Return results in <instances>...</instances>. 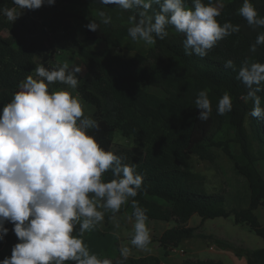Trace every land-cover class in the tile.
Returning <instances> with one entry per match:
<instances>
[{"label":"trees","instance_id":"obj_1","mask_svg":"<svg viewBox=\"0 0 264 264\" xmlns=\"http://www.w3.org/2000/svg\"><path fill=\"white\" fill-rule=\"evenodd\" d=\"M185 2L191 7V0ZM251 2L264 17V0ZM214 3L222 5L218 22L239 25L240 32L219 41L203 58L188 55L183 46L184 35L171 26L164 40L157 38L146 53L128 58L124 55L125 47L136 42L128 34L132 26L129 17L136 15V11L103 5L100 0H55L58 8L43 5L36 10L20 9L41 20L44 27L35 20L20 19L13 23L0 14V114L20 90V82L28 75L34 76L37 56L44 54L45 63H52L49 68L44 64L48 70L57 65L55 56L62 51L81 57L85 77L79 85L80 93L95 108L88 116L100 125L99 130H90V134L105 150L125 157L124 163L135 164L136 171L144 176L143 189L135 199L146 209L149 220L177 224L159 238L165 249L179 248L194 237L196 229L188 223L195 215L202 221L233 216L237 224L248 226L264 240V224L255 214L264 206V176L257 166L258 160H264V120L250 116L253 104L242 98L247 93L246 87L236 79L237 72L225 67L229 59L237 67L245 59L264 63V45L258 46L255 53L250 51L264 28L253 29L239 15L243 0H214ZM3 8L19 9L12 0H0V9ZM74 18L84 26L83 40L72 30ZM92 21L98 25L97 31L87 27ZM85 43L105 47L95 50ZM146 86L159 89L164 95L149 92ZM58 87L60 83L49 86L50 91ZM202 90H207L212 102V115L207 121L198 119L200 110L195 108V99ZM225 92L233 98V110L219 115L217 105ZM258 94L264 106V92ZM117 130L136 140L142 148L115 144ZM231 143L239 146L238 156L232 155ZM214 148L223 149L233 158L237 170L247 180L248 207L228 210L225 194L208 193L205 177L192 170L194 157L214 164ZM105 179H112L110 172L105 173ZM132 211L131 208V214ZM5 227L9 231L0 240V261L10 257L2 252L3 245L12 253L14 245L20 242L14 225L6 223ZM115 248L114 257L101 259L118 264L121 259L118 243ZM246 255L248 264H264V248L248 250ZM124 264L162 262L156 256H129ZM191 264L225 263L208 260Z\"/></svg>","mask_w":264,"mask_h":264},{"label":"clouds","instance_id":"obj_2","mask_svg":"<svg viewBox=\"0 0 264 264\" xmlns=\"http://www.w3.org/2000/svg\"><path fill=\"white\" fill-rule=\"evenodd\" d=\"M46 0H12L22 10H36ZM53 5L55 0H47ZM103 5H116L122 10H135L129 17L132 24L128 34L133 41L147 46L155 45L157 38L164 40L171 26L185 39L183 46L188 55L201 58L235 33L240 26L218 22L222 5L214 0H100ZM253 29L264 28L261 17L251 0H243L238 10ZM0 14L13 23L21 15L16 8L0 9ZM100 15L103 17L104 13ZM138 17V18H137ZM107 23V20H105ZM87 27L97 31L92 21ZM264 45L261 32L250 51L255 53ZM225 67L237 72L236 79L247 89L242 97L251 101L250 116L264 120L262 97L264 92V63L245 59L239 67L231 60ZM83 68L69 67L67 62L48 70L43 65L34 69L35 77L28 75L19 84L11 101L0 114V240L8 233L6 223L14 225L18 240L10 257L0 264H113L93 254L83 237L105 221L120 228L117 214L131 202L134 221L130 245L121 243L118 264H124L132 247L149 251L152 242L149 217L135 199L142 191L144 176L136 165L124 163L125 157L105 150L90 134L99 130V122L85 115L83 104L73 91L78 87ZM55 83L67 88L50 91ZM195 108L198 119L207 121L212 115V102L207 90L198 93ZM233 110V98L225 92L219 99L217 114ZM112 179L106 180L105 173ZM113 235L120 239L119 233Z\"/></svg>","mask_w":264,"mask_h":264},{"label":"rangeland","instance_id":"obj_3","mask_svg":"<svg viewBox=\"0 0 264 264\" xmlns=\"http://www.w3.org/2000/svg\"><path fill=\"white\" fill-rule=\"evenodd\" d=\"M48 7H56L59 5H49L47 0L45 2ZM77 9V7H74ZM18 14H21L16 21L20 19H27L28 21L35 20L32 14L23 12L20 9H16ZM37 21V19L35 20ZM40 27H44V23L37 21ZM72 24L75 32L81 40L84 39V26L79 19H72ZM91 49L100 50L105 47L104 44L85 43ZM150 46L145 45L143 42H130L126 45L124 55L128 58L132 57L136 53H146ZM57 64L62 65L67 62L69 67L80 66L83 68V59L78 55H74L68 52H60L55 56ZM38 66L46 64L49 68L52 63H45L44 54H40L36 58ZM80 78L77 89L73 91L74 96H78L83 104L85 115H90L95 112V108L87 103L81 96L80 87L83 77H85L84 68L81 73L77 74ZM35 77V74H34ZM67 87L60 84V87L55 90ZM145 89L149 92L164 95L159 89L146 86ZM249 127V125H247ZM113 142L115 144L122 145L126 148L141 149L140 144L132 139L126 138L122 135L121 131L117 130L114 134ZM231 152L233 156H238L240 148L236 143L230 144ZM216 156V162L210 163L202 161L197 157H194L191 161L192 170L203 175L206 179V190L208 193L223 192L226 197V207L228 210L235 208H246L250 202V188L247 180L239 173L236 168L235 160L227 156L223 149H212ZM257 166L264 176V160L260 159L257 162ZM126 212H131V202L124 205L117 214V220L120 223V228H116L115 221H110V213H106L105 221L101 226H98L91 233L85 234L83 237L86 245L89 247L93 254H96L99 258L114 257L117 249L115 245L118 243H124L131 247L130 239L132 233L131 223H126L128 229L124 231L122 235L119 234L120 239L113 235L114 232H122L123 224L125 223ZM255 214L264 224V206L256 210ZM113 223V228L111 224ZM177 224L175 221L160 222L149 220V228L152 242L149 246V251H140L132 247L131 255L135 257H147L160 255L163 259L162 264H191L196 261H223L225 264H248V257L246 252L248 250H256L264 247V240L258 237L248 226L244 224H237L233 216L229 218H216L213 220L202 221L199 216H195L191 219L189 227L196 229L193 238L187 240L189 243L182 245L180 250L184 252L174 251L172 248L165 249L159 242L160 235ZM2 252L7 256H11V252L8 247L3 245Z\"/></svg>","mask_w":264,"mask_h":264},{"label":"crops","instance_id":"obj_4","mask_svg":"<svg viewBox=\"0 0 264 264\" xmlns=\"http://www.w3.org/2000/svg\"><path fill=\"white\" fill-rule=\"evenodd\" d=\"M125 214H126V217H125V223H123L124 221L121 220V224H123V229H122L123 231H122V232H119L120 235H122V234L124 233V231H126V230L129 228L128 225H126V223H131V221H129V220L127 219V217L131 215V212H130L129 214H128V212H126ZM195 216H197V215H195ZM195 216H193V217H195ZM193 217H192V218H193ZM192 218H191V219H192ZM190 221H191V220H190ZM190 221H189V223H190ZM160 222H162V221H160ZM115 223H116V222H114V225H115ZM189 223H188V225H189ZM111 226H112V228H113V223L111 224ZM115 227H116V226H115ZM164 232H165V231H164ZM164 232H163V233H164ZM163 233H162V234H163ZM162 234H161V235H162ZM161 235H160V237H161ZM160 237H159V238H160ZM188 243H189V242L186 240L185 242H183V243L181 244V246L179 247V249H181L182 245H184V244H188ZM262 248H264V247H262ZM258 249H260V248H258ZM133 257H135V256H133ZM156 257L160 258L161 262H163V259H162V257H161L160 255H157ZM137 258H138V257H137ZM200 261H202V260H200ZM206 261H208V260H206ZM213 261H214V260H213ZM219 261H221V260H219ZM222 262H223V261H222Z\"/></svg>","mask_w":264,"mask_h":264},{"label":"built area","instance_id":"obj_5","mask_svg":"<svg viewBox=\"0 0 264 264\" xmlns=\"http://www.w3.org/2000/svg\"><path fill=\"white\" fill-rule=\"evenodd\" d=\"M172 249H173L174 251H177V252H179V251L182 252V253L184 252L183 250H180L179 248H172Z\"/></svg>","mask_w":264,"mask_h":264}]
</instances>
